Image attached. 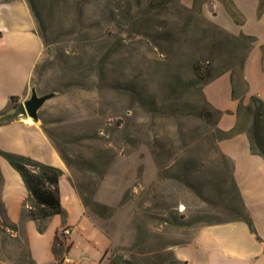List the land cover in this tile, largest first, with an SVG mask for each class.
Returning a JSON list of instances; mask_svg holds the SVG:
<instances>
[{
  "label": "rangeland",
  "instance_id": "rangeland-1",
  "mask_svg": "<svg viewBox=\"0 0 264 264\" xmlns=\"http://www.w3.org/2000/svg\"><path fill=\"white\" fill-rule=\"evenodd\" d=\"M34 2L44 54L32 87L52 95L38 121L62 152L91 219L76 228L70 258L178 264L172 248L195 228L242 209L232 168L217 150L207 84L196 74L225 73L241 55L178 0ZM257 119L264 141V108L242 111L247 130ZM0 264H32L22 233L0 234Z\"/></svg>",
  "mask_w": 264,
  "mask_h": 264
},
{
  "label": "crops",
  "instance_id": "crops-1",
  "mask_svg": "<svg viewBox=\"0 0 264 264\" xmlns=\"http://www.w3.org/2000/svg\"><path fill=\"white\" fill-rule=\"evenodd\" d=\"M230 1L239 13V21L230 14L222 0H206L201 5L202 14L233 36L256 39L244 65L249 93L244 104H248L250 94L264 102V8L260 11V0ZM180 3L192 9L195 0H180ZM43 54L44 43L27 1L0 0V114L9 109L12 98H17L23 106L30 98L33 77ZM229 73L221 74L203 89L207 103L213 110L221 112L218 127L225 132L235 129L239 122V100L233 98ZM219 148L233 162V175L256 234L243 220L201 225L194 229L189 241L173 247L172 253L184 264H264V158L253 154L247 133L221 141ZM0 149L63 171L60 190L66 216L51 217L43 234L39 233L35 222L23 219V205L29 192L21 175L3 158L0 159L3 177L0 200L8 220L18 225L20 233L27 237L35 264H55V244L62 228L72 232L62 241L64 257L70 258L76 228L85 218L91 219L80 194L69 180L67 165L51 139L39 121L20 113L10 123L0 126ZM52 226L54 237L48 240L46 235ZM102 258L94 260L93 264H100ZM70 259L76 264L85 260L83 257Z\"/></svg>",
  "mask_w": 264,
  "mask_h": 264
},
{
  "label": "trees",
  "instance_id": "trees-1",
  "mask_svg": "<svg viewBox=\"0 0 264 264\" xmlns=\"http://www.w3.org/2000/svg\"><path fill=\"white\" fill-rule=\"evenodd\" d=\"M26 1L29 5V8L31 9V12L33 13V16L36 22L37 23L40 22L41 20L40 14L36 8L34 0H26ZM167 1H171V0H167ZM205 1L206 0H195L193 8L188 9V8H185L180 3V0H178L179 5L183 10L189 11V12L199 11L200 13H202L201 5ZM222 1L227 7V9L229 10L230 14L235 19L238 20L239 13L237 9L235 8V5L230 0H222ZM263 8H264V0H260V11ZM214 26L217 29H219L221 33H223L226 36V39L233 45V48L231 51L234 54L238 53V55H241V58L235 64H233L229 70L231 71V78H232V85H233V98L239 100V109H238L239 122L236 128L229 132H225L219 129L218 121H219L221 112L213 110V108H211V106L207 103V101L206 100L205 101L207 105L209 106V108L211 109V112H208L209 117H215L213 120V124L216 127V141L218 143V146H217L218 153L232 168V182L235 186L237 196L239 197L242 203V209L237 215V217L234 219H230L227 221L211 222L206 225H220V224H225V223H229L233 221L243 220L248 224L251 232L253 234H256L254 225L246 213V210H245L242 198H241V194L238 190V187H237L234 175H233V162L229 158H227L221 152L219 148V143L221 141L225 139H229L240 133H247L249 136V140L251 144V151L253 152V154L259 155L264 158V141L260 138V134L258 131L259 130L258 129L259 127L258 119L255 120L256 123L253 125L251 131L247 130L246 125L241 120L242 111H246L248 115H251V114L256 115L264 108V102L257 97H251L250 102L247 105L244 104V99L246 97L247 87H248V84L244 79V65H245V61L247 59V56L250 50L252 49V47L254 46L256 42V39L253 37L245 36V35L233 36L227 33L226 31H224L223 29H221L216 24H214ZM196 74L199 77V79H201L204 82V86H205L209 82L218 78L223 73L213 76L209 71H205L204 69L200 70L196 68ZM241 86L244 87V90H243V93L240 95L239 91H240ZM12 112H14L16 116L20 113L26 114L24 106L18 103L17 98H12V104L9 107V109H7L6 111L0 114V126L13 121V119L16 116L11 117L8 120H4V118ZM44 131L46 132L45 129ZM58 152L63 158V160L65 161L62 155V152L60 150H58ZM1 158L5 159L21 175L25 183V186L29 192V196L23 205L22 214H23L24 220L35 222L38 226L39 233L43 234L46 228V223L51 217L53 216L65 217L66 216V213L61 203L60 179L64 175L61 169L37 162L25 156L5 152L0 149V159ZM2 184H3V177L0 171V187L2 186ZM8 231H10L12 234L20 233L19 226L10 222L8 218L6 217L4 206L0 200V234L7 235ZM25 238L27 240L26 236ZM27 244H28V240H27ZM55 245H56V254H58L63 249V246L59 242L58 237H57V241ZM28 254L31 258L32 264H35L32 259L30 250H29V245H28ZM172 258L175 263L184 264L178 261L175 258L173 253H172ZM123 263L131 264L129 260H125V259H123Z\"/></svg>",
  "mask_w": 264,
  "mask_h": 264
},
{
  "label": "water",
  "instance_id": "water-1",
  "mask_svg": "<svg viewBox=\"0 0 264 264\" xmlns=\"http://www.w3.org/2000/svg\"><path fill=\"white\" fill-rule=\"evenodd\" d=\"M52 95H44L39 96L35 90L32 91L31 97L25 101L24 103V109L26 112V115L34 120L38 121V113L40 109L44 106V104L51 99Z\"/></svg>",
  "mask_w": 264,
  "mask_h": 264
},
{
  "label": "built area",
  "instance_id": "built-area-1",
  "mask_svg": "<svg viewBox=\"0 0 264 264\" xmlns=\"http://www.w3.org/2000/svg\"><path fill=\"white\" fill-rule=\"evenodd\" d=\"M71 233H72L71 230H69L68 228H65L58 235V239L59 240L66 239L67 237H69L71 235ZM55 264H76V263L73 260H71L70 258L65 257L61 261H56Z\"/></svg>",
  "mask_w": 264,
  "mask_h": 264
}]
</instances>
